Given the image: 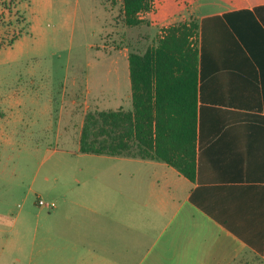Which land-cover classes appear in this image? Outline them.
Wrapping results in <instances>:
<instances>
[{"label": "crops", "instance_id": "0c3cea01", "mask_svg": "<svg viewBox=\"0 0 264 264\" xmlns=\"http://www.w3.org/2000/svg\"><path fill=\"white\" fill-rule=\"evenodd\" d=\"M243 10L257 21L230 20L243 28L246 45L224 17ZM194 13L189 21L200 26L195 180L157 159L95 154L153 167L142 182L139 169L116 167L106 174L115 183L96 181L89 198L51 202L59 216L55 233L64 240L52 250V264H264V0ZM174 85L164 105L175 113L190 90L181 81Z\"/></svg>", "mask_w": 264, "mask_h": 264}, {"label": "rangeland", "instance_id": "374dc122", "mask_svg": "<svg viewBox=\"0 0 264 264\" xmlns=\"http://www.w3.org/2000/svg\"><path fill=\"white\" fill-rule=\"evenodd\" d=\"M244 1L155 0L158 18L129 26L122 0H0V264H52L55 207L115 183L107 171L139 169L142 182L153 166L80 152L82 118L132 109L129 56L165 26Z\"/></svg>", "mask_w": 264, "mask_h": 264}, {"label": "trees", "instance_id": "16d2710c", "mask_svg": "<svg viewBox=\"0 0 264 264\" xmlns=\"http://www.w3.org/2000/svg\"><path fill=\"white\" fill-rule=\"evenodd\" d=\"M154 2L122 0L125 23L129 26L143 23L142 14L151 11ZM232 15H249L254 21L257 19L250 10L224 14L234 33L246 45L243 28L234 25L230 20ZM199 28L194 20L169 25L163 28L155 46L144 53L130 54L132 109L88 112L82 126L80 152L157 159L195 180L198 155L196 41ZM175 72L181 73L182 77H176ZM180 81L190 94L185 97L184 109L174 113L164 105L166 90L174 88V83Z\"/></svg>", "mask_w": 264, "mask_h": 264}, {"label": "built area", "instance_id": "2783aa9c", "mask_svg": "<svg viewBox=\"0 0 264 264\" xmlns=\"http://www.w3.org/2000/svg\"><path fill=\"white\" fill-rule=\"evenodd\" d=\"M39 203L41 205H45V206H49L50 204L52 205V203H49V202H45L44 200L40 199Z\"/></svg>", "mask_w": 264, "mask_h": 264}]
</instances>
